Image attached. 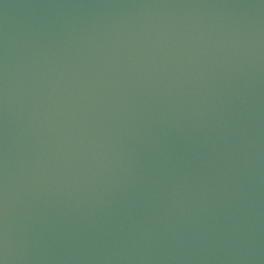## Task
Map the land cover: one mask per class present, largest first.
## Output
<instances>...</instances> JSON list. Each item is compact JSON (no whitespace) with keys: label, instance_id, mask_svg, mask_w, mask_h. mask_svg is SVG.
Here are the masks:
<instances>
[{"label":"water","instance_id":"95a60500","mask_svg":"<svg viewBox=\"0 0 264 264\" xmlns=\"http://www.w3.org/2000/svg\"><path fill=\"white\" fill-rule=\"evenodd\" d=\"M0 264H264V0H0Z\"/></svg>","mask_w":264,"mask_h":264}]
</instances>
